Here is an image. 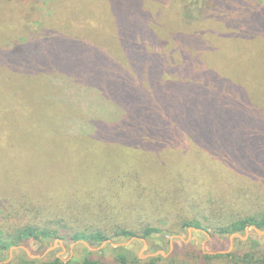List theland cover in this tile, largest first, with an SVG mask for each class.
<instances>
[{
	"label": "trees",
	"instance_id": "obj_1",
	"mask_svg": "<svg viewBox=\"0 0 264 264\" xmlns=\"http://www.w3.org/2000/svg\"><path fill=\"white\" fill-rule=\"evenodd\" d=\"M77 4L72 13L113 45L95 50L101 42L90 29L93 37H83L69 19L42 23L33 6L0 11V250L29 240L96 246L187 228L263 230L264 135L240 133L245 151L236 144L240 125L230 123L264 106V3L216 0L190 19L177 0ZM240 86L250 100L229 102L228 88ZM70 96L114 106L100 115L87 105L83 115ZM28 114H37L33 122ZM54 116L61 132L49 129ZM192 116L222 123L199 131ZM247 244L242 255H189L197 264H264L259 242ZM173 255L140 259L117 246L103 256L16 264H185Z\"/></svg>",
	"mask_w": 264,
	"mask_h": 264
},
{
	"label": "rangeland",
	"instance_id": "obj_2",
	"mask_svg": "<svg viewBox=\"0 0 264 264\" xmlns=\"http://www.w3.org/2000/svg\"><path fill=\"white\" fill-rule=\"evenodd\" d=\"M165 3L171 4L174 0H164ZM249 4H263L264 0H244ZM182 9H184V17L187 18H201L203 14L207 11H211L212 7L215 6L216 0H177ZM77 4V0H11L8 4H3L2 0H0V11L4 10L2 14L8 15L12 8L15 6L26 7L33 6L35 9V13L40 15V22L49 23L50 19L55 16L58 22H61L65 19H69L72 25L80 26L78 29H82L83 32L80 34H84L83 37H88L91 33H94V38L98 39L101 43H96L95 50H104L105 45H113L114 39L109 36L101 27L94 26V23L90 20H87L77 14L80 12L78 9L73 13L71 10L74 9L75 6H79ZM6 6L7 10L3 7ZM81 14V12L79 13ZM1 18V16H0ZM60 20V21H59ZM90 21V22H87ZM18 22L14 20L12 24L17 25ZM89 23V25H87ZM62 24V23H61ZM35 26H38L37 24ZM93 26V27H91ZM75 28V27H74ZM93 28V30H91ZM89 29L91 33L89 32ZM1 38V37H0ZM105 39H110V42L105 41ZM255 94V93H254ZM229 98L227 99L229 102L242 104L246 102V100H250L247 96H251L250 92L245 91L243 86L238 88H228ZM1 96V93H0ZM256 96L260 97L261 95L257 94ZM44 101L46 103L49 101L47 96H43ZM49 97V96H48ZM252 97V96H251ZM45 98H47L45 100ZM50 98V97H49ZM71 104H75V102H82L81 111L84 115V111L87 105L91 111L96 113L100 112V115H104L105 108L113 105L111 101L108 99H95L94 103L87 104L84 102V99H78L79 96H70ZM51 99V98H50ZM264 99H262V103L264 104ZM87 101V100H86ZM88 102H91L90 100ZM103 103V104H102ZM201 105L200 110H207L206 103ZM52 103L49 102L50 106ZM80 104V103H79ZM68 107L73 109L70 105ZM118 108V106H117ZM118 110V109H117ZM74 111H70L68 116H73ZM264 106L260 107L255 111L254 116H248L241 120H237L231 122L232 125H240L236 128V133L238 134L239 140L236 141L237 148L246 149L249 148L250 145L248 138H244L240 135V133L246 132V130L255 131L264 135ZM10 116V115H9ZM13 116H22L21 113H16ZM25 116H31V120L33 122L34 116L37 114H28ZM39 116V115H38ZM157 116V115H155ZM60 117L54 116V119L51 120L48 125L49 129L52 131L61 132L60 127ZM216 117V116H215ZM213 116H192V119L196 121V128L199 131H207L209 133H215L219 130V126L222 123L221 120L215 118ZM30 121L27 122L25 126L26 130H30ZM105 131L99 129L96 131L97 134H103ZM57 137V136H55ZM54 137V138H55ZM195 129H194V138L197 140ZM55 140V139H53ZM55 146V145H54ZM53 148V147H52ZM66 164L62 167V169L66 168ZM31 173H27L29 176ZM78 179V178H77ZM7 205V202H5ZM2 223V222H1ZM0 223V224H1ZM1 227V225H0ZM5 229V228H1ZM238 236H233L230 239V235H222L216 232L214 228L205 229L204 227L201 229L196 228H187L182 232H179L175 235L164 236L161 234H154L149 240H145L142 238H132L128 240H120L118 243H113L111 241L103 242L100 245L90 246L86 242L78 241V242H67L62 241L58 242L56 240H48V241H33L29 240L19 245L10 246L7 250H0V264H16L19 257H23L26 259H38L41 262H47L49 260H53L54 258H58L62 261H69L80 259L83 255L87 253H91L95 256H103L106 253H109L113 247L123 246L127 249H131L136 252L140 259H146L150 257L148 255L159 252H164L166 254L163 257H167L168 255L174 254L178 260L185 261V264H197L189 253H193L194 251H203L208 254H230L234 253L236 255H242L248 251L249 245L247 244V239H252L259 242L260 250L264 252V233H259L255 231L251 226L246 229L243 234H239ZM156 246L160 248L158 251H153L152 247ZM224 252V253H220ZM219 264H227L222 260Z\"/></svg>",
	"mask_w": 264,
	"mask_h": 264
},
{
	"label": "water",
	"instance_id": "obj_3",
	"mask_svg": "<svg viewBox=\"0 0 264 264\" xmlns=\"http://www.w3.org/2000/svg\"><path fill=\"white\" fill-rule=\"evenodd\" d=\"M255 231H257V232H259V233H264V229L263 230H259V229H257L256 227H254V226H251ZM246 229H248V227L247 228H245V230H244V232L246 231ZM233 236H238V237H240V235L238 234V233H233V234H231L230 235V239L233 237ZM56 241H58V242H61V240H59V239H56ZM158 253L159 252H155V253H152V254H150V255H148V256H156V255H158ZM220 253H224V252H220ZM160 254L162 255V256H165L166 254H164V252H162V251H160Z\"/></svg>",
	"mask_w": 264,
	"mask_h": 264
}]
</instances>
